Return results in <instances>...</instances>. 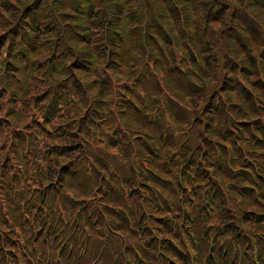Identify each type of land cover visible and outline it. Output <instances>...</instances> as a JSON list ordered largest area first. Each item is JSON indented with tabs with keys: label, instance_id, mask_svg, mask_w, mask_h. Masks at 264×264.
<instances>
[{
	"label": "trees",
	"instance_id": "16d2710c",
	"mask_svg": "<svg viewBox=\"0 0 264 264\" xmlns=\"http://www.w3.org/2000/svg\"><path fill=\"white\" fill-rule=\"evenodd\" d=\"M0 264H264V0H0Z\"/></svg>",
	"mask_w": 264,
	"mask_h": 264
}]
</instances>
